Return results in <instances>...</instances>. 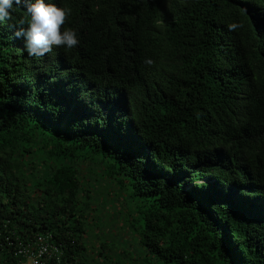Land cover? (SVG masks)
Wrapping results in <instances>:
<instances>
[{
  "label": "trees",
  "instance_id": "1",
  "mask_svg": "<svg viewBox=\"0 0 264 264\" xmlns=\"http://www.w3.org/2000/svg\"><path fill=\"white\" fill-rule=\"evenodd\" d=\"M46 2L80 43L0 24V225L46 264H264V0Z\"/></svg>",
  "mask_w": 264,
  "mask_h": 264
},
{
  "label": "clouds",
  "instance_id": "2",
  "mask_svg": "<svg viewBox=\"0 0 264 264\" xmlns=\"http://www.w3.org/2000/svg\"><path fill=\"white\" fill-rule=\"evenodd\" d=\"M14 7L23 8L25 13V19L19 22L25 26L18 28L14 36L22 38L29 56L43 57L53 47L73 49L80 43L75 29L63 27L70 9L57 7L46 0H0V24L11 18ZM145 63L150 65L152 60L146 59Z\"/></svg>",
  "mask_w": 264,
  "mask_h": 264
},
{
  "label": "built area",
  "instance_id": "3",
  "mask_svg": "<svg viewBox=\"0 0 264 264\" xmlns=\"http://www.w3.org/2000/svg\"><path fill=\"white\" fill-rule=\"evenodd\" d=\"M60 246L50 234L17 235L9 221L0 225V264H46L59 262Z\"/></svg>",
  "mask_w": 264,
  "mask_h": 264
},
{
  "label": "rangeland",
  "instance_id": "4",
  "mask_svg": "<svg viewBox=\"0 0 264 264\" xmlns=\"http://www.w3.org/2000/svg\"><path fill=\"white\" fill-rule=\"evenodd\" d=\"M125 198V197H124ZM125 207H126V212H128V209L132 212V209H134L135 208V202L131 199V198H127L126 199V202H125ZM107 211V210H106ZM102 213L103 214H105V213H107L108 214V212H105V211H102ZM110 213V212H109ZM125 213V212H124ZM102 214V215H103ZM91 216H93V217H95L96 215H94V214H92ZM112 218V217H111ZM121 218H122V221H123V219L125 218V214H122V216H121ZM102 219H104L103 220V223H97V221H95L94 220V222H96V224H97V226H96V229H93L91 232H89V236L87 237L88 238V242L90 243V244H97V241L95 240V239H98V236H99V234H98V231L97 230H101L102 231V233L104 234V232H106L107 234H109V228H112L111 227V223H112V221H111V219L109 218L108 220H107V218H106V215H103L102 216ZM108 221V222H107ZM90 222H91V220H90ZM115 227V226H114ZM113 227V228H114ZM126 233H128V231H126ZM114 236V234H112V233H110L107 237H109V239L110 238H112ZM129 236H131V235H129L128 234V237Z\"/></svg>",
  "mask_w": 264,
  "mask_h": 264
}]
</instances>
